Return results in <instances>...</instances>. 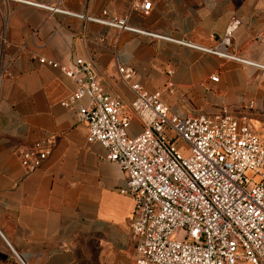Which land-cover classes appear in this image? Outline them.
I'll return each instance as SVG.
<instances>
[{"label": "crops", "instance_id": "crops-1", "mask_svg": "<svg viewBox=\"0 0 264 264\" xmlns=\"http://www.w3.org/2000/svg\"><path fill=\"white\" fill-rule=\"evenodd\" d=\"M140 1L0 0V233L27 264H128L134 257L124 174L86 138L77 108L88 99L63 104L73 79L38 57L91 59L103 90L125 102L133 93L117 65L130 66L150 90L170 80L161 99L178 114L191 111L192 96L217 94L234 108L252 99L250 121L264 136V69L206 50L264 64V0H149L147 9L134 5ZM87 16L122 18L159 35ZM232 19L238 23L229 27ZM139 130L132 118L128 135ZM44 136L52 137L51 150L27 171L18 149ZM0 264H19L1 235Z\"/></svg>", "mask_w": 264, "mask_h": 264}, {"label": "built area", "instance_id": "built-area-1", "mask_svg": "<svg viewBox=\"0 0 264 264\" xmlns=\"http://www.w3.org/2000/svg\"><path fill=\"white\" fill-rule=\"evenodd\" d=\"M149 3L134 5L147 9ZM86 18L159 35L126 25L122 18ZM237 23L232 19L229 27ZM206 50L264 69L261 63ZM38 60L73 79L74 87L62 103L88 99L77 108L78 118L86 123V138L98 141L104 157L124 174L120 192L133 201L129 229L134 257L128 264H264V136L250 121L252 99L240 108L223 105L210 112L178 114L161 99L170 80L150 90L135 79L130 66L117 65L119 78L133 93L125 102L103 90L91 59ZM209 79L217 80V74ZM132 118L139 120L140 130L130 136ZM52 145V137L44 136L22 146L17 152L21 165L27 171L38 167ZM0 235L18 263L27 264Z\"/></svg>", "mask_w": 264, "mask_h": 264}, {"label": "rangeland", "instance_id": "rangeland-1", "mask_svg": "<svg viewBox=\"0 0 264 264\" xmlns=\"http://www.w3.org/2000/svg\"><path fill=\"white\" fill-rule=\"evenodd\" d=\"M178 98L180 99V97ZM219 98L220 96H218L217 94H212L209 97L205 95L198 97L195 96L188 97L187 105L191 109V111H189L188 113L194 114L198 112H210L216 110L220 106L228 105V104H222L224 102H232V101H227V99L222 101ZM181 105L184 106L185 104L181 103Z\"/></svg>", "mask_w": 264, "mask_h": 264}]
</instances>
